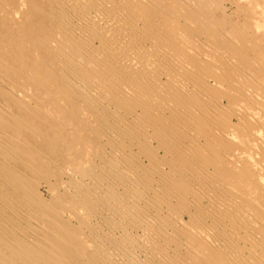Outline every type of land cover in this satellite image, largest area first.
Instances as JSON below:
<instances>
[{
    "label": "bare ground",
    "instance_id": "6f19581e",
    "mask_svg": "<svg viewBox=\"0 0 264 264\" xmlns=\"http://www.w3.org/2000/svg\"><path fill=\"white\" fill-rule=\"evenodd\" d=\"M0 264H264V0H0Z\"/></svg>",
    "mask_w": 264,
    "mask_h": 264
},
{
    "label": "rangeland",
    "instance_id": "374dc122",
    "mask_svg": "<svg viewBox=\"0 0 264 264\" xmlns=\"http://www.w3.org/2000/svg\"><path fill=\"white\" fill-rule=\"evenodd\" d=\"M41 190H42V192H43V195H44L45 197H48V192H47L44 188H42Z\"/></svg>",
    "mask_w": 264,
    "mask_h": 264
}]
</instances>
